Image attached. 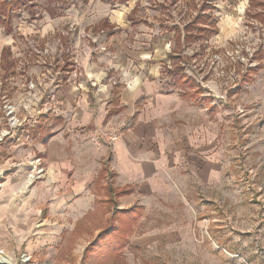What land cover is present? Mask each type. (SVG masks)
<instances>
[{"label": "rangeland", "instance_id": "obj_1", "mask_svg": "<svg viewBox=\"0 0 264 264\" xmlns=\"http://www.w3.org/2000/svg\"><path fill=\"white\" fill-rule=\"evenodd\" d=\"M25 2L10 16L0 12V264H264V0ZM174 26L183 39L171 58ZM173 58L178 84L166 78ZM154 74L184 101L180 136L203 142L200 177L176 175L175 195L146 216L130 221L104 209L103 228H90L96 217L71 212L75 172L65 170L60 187L47 162L75 144L50 122L36 123L40 111L70 87L74 101L90 91L108 112L114 92ZM138 106L75 138L94 156L107 151V172ZM106 188L95 184L96 196Z\"/></svg>", "mask_w": 264, "mask_h": 264}, {"label": "crops", "instance_id": "obj_2", "mask_svg": "<svg viewBox=\"0 0 264 264\" xmlns=\"http://www.w3.org/2000/svg\"><path fill=\"white\" fill-rule=\"evenodd\" d=\"M119 4L124 5L127 2ZM115 27L114 25L112 29L114 30ZM175 27L172 29L173 42ZM175 48L176 45H173L171 58L176 51ZM174 60L176 58L172 59ZM177 67L179 66L174 61L172 66L166 69V78H169L173 84L179 83V80L172 76ZM164 82L160 74H154L141 86L137 85L139 83L136 81L122 93L114 92L115 98L112 103L116 109L108 112L106 111L107 103L104 100L99 102L92 92H82L79 94L80 101H74L72 97L70 98L71 92L66 90L70 87L64 89L62 87L61 93L57 86L56 90H59L55 92V95L58 94L56 95L58 99L53 96L49 110L40 111L41 116L36 123L41 119H44L45 123L50 122L46 126H55L62 137L69 134L72 137L71 142L75 144L70 156L66 155L63 148H56L55 157L58 161L54 163L55 160L48 158L47 162L56 172H60L58 183L60 187L68 186L70 177L66 178L65 170L75 172V181L71 187L73 188L71 212L79 221L89 216L96 217L89 223L90 228H103V221L99 222L98 226L97 220L104 209L118 216L126 215L130 221L136 220L140 215L146 216L150 207L154 210V206L163 203L164 198L167 197L166 199L170 200V196L175 195L176 188H179V184L174 182L176 175L181 178L185 171L190 174H188L189 178L200 177L198 168L206 160L203 142L194 136L188 138L180 136L181 133L178 130L184 125L179 121H184L183 113L186 112L183 107L184 101L175 89L164 92ZM137 105H139L138 112L132 114L133 119L130 121L133 127H129L121 140L114 144L109 157L111 167L107 172L101 164L107 151L102 156L99 154L94 156L89 146H82L81 142L75 138L79 134H84L79 137L85 138V133L90 136L93 132H102V125L107 119L126 109L136 110ZM172 122H176L175 128L171 125ZM44 155L48 156L47 151ZM96 157L99 158L98 164L94 162ZM112 172L113 178L110 180L108 173ZM102 174L105 177L100 180ZM103 182L111 189L106 188V191L104 189L105 196L103 194V198H99L94 192V185H100ZM113 188L120 189L118 194L113 193ZM68 196L69 194L65 193L61 199L64 208L68 205L66 202L69 199ZM103 200L107 201V206L105 202L101 203ZM175 200L177 202V199Z\"/></svg>", "mask_w": 264, "mask_h": 264}, {"label": "trees", "instance_id": "obj_3", "mask_svg": "<svg viewBox=\"0 0 264 264\" xmlns=\"http://www.w3.org/2000/svg\"><path fill=\"white\" fill-rule=\"evenodd\" d=\"M25 1L26 0H12L8 4L7 2H4V0H0V12L2 13V12L9 11L8 13H9V16H10L11 12L16 11V9L19 10V8L21 9L24 6V4L26 3ZM114 1H116L118 3H126V2H128V0H114ZM20 2H22V3H20ZM258 19H261L264 22V15L259 16ZM209 20H210V18H209ZM204 21H208V17L207 16L201 17V22H204ZM190 24L191 23H189L187 25L186 30H187V28L191 27ZM175 31H176L175 32V35H174L175 36V45H176L175 50L177 51L178 50V46H180V43H181V41L183 39V36H182V32H181V30H180L179 27H175ZM187 35L188 34L185 35V39H186V36ZM188 37L190 38L191 36L188 35ZM172 76H174L175 79H178L179 80L178 82H180V79H183V76L181 74V68H180V66L177 67L174 70V72L172 73ZM187 80L193 82V80L190 77L187 78ZM101 237H102V235H101Z\"/></svg>", "mask_w": 264, "mask_h": 264}, {"label": "built area", "instance_id": "obj_4", "mask_svg": "<svg viewBox=\"0 0 264 264\" xmlns=\"http://www.w3.org/2000/svg\"><path fill=\"white\" fill-rule=\"evenodd\" d=\"M117 139H118V134H117V132H114L113 134H111V137L109 140L116 143Z\"/></svg>", "mask_w": 264, "mask_h": 264}]
</instances>
